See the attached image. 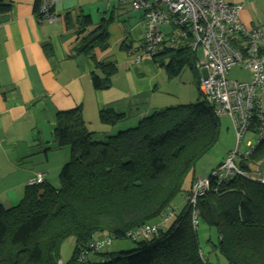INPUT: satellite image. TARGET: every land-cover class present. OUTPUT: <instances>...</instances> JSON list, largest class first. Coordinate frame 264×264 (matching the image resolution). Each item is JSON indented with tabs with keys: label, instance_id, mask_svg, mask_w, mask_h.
I'll return each mask as SVG.
<instances>
[{
	"label": "trees",
	"instance_id": "16d2710c",
	"mask_svg": "<svg viewBox=\"0 0 264 264\" xmlns=\"http://www.w3.org/2000/svg\"><path fill=\"white\" fill-rule=\"evenodd\" d=\"M37 9L38 3L36 14ZM10 11L11 5L0 0V18L7 19ZM65 21L71 29L67 15ZM77 25L80 34L92 22L89 16H81ZM106 37L105 23L100 22L78 40L76 52L93 59L94 49L107 48ZM190 41L189 33L184 38L166 35L149 57L168 78L178 77L186 67L193 70L196 56L190 52ZM142 51L143 42L135 53L143 55ZM94 63L104 77L92 73L93 88L109 89L115 66ZM124 120L121 114L102 110L99 121L106 132H95L88 130L79 108L57 115L54 143L69 150L68 162L58 175L59 186L43 177L41 184L27 183L16 205L0 204V264H59V247L68 237L75 244L66 264H207L186 200L193 181L206 177L209 186L196 200L197 218L215 227V247L227 264H264V184L238 175L217 181L211 172L226 157L208 175L195 176L196 163L212 149L219 134V117L212 107L200 98L195 104L154 111L133 127L112 130ZM257 128L254 115L248 132L255 134ZM263 160L264 137L256 138L253 152L236 165L247 172L249 165ZM179 197L182 210L176 202ZM208 203L216 209V223ZM169 210L174 213L166 228L146 240L127 238L130 231L159 223ZM100 235L130 241L135 247L117 252L108 247L78 262L79 251Z\"/></svg>",
	"mask_w": 264,
	"mask_h": 264
},
{
	"label": "crops",
	"instance_id": "0c3cea01",
	"mask_svg": "<svg viewBox=\"0 0 264 264\" xmlns=\"http://www.w3.org/2000/svg\"><path fill=\"white\" fill-rule=\"evenodd\" d=\"M3 1L11 5L7 19L0 18V204L4 207L14 206L37 174L49 183L50 167L58 168L65 160V152L58 161L52 158L65 150L58 149L53 139L60 112L79 108L88 128L89 120L90 124L97 120L93 130L106 132L99 121L102 110L123 115L125 120L112 129L116 130L133 127L154 111L190 104L186 99L190 90L184 95L182 86L188 75L170 79L150 57L135 53L143 42L142 15L129 6L131 11L124 9L120 0H60L54 8L60 18L56 23L38 21V0ZM224 1L242 4L241 23L264 31V0ZM92 4L95 10L90 9ZM66 15L71 29L66 27ZM81 16H89L92 25L78 34ZM100 22L105 23L107 48L94 49L93 59L116 68L106 90L93 88L92 73L104 75L93 59L75 49ZM192 71L198 83L202 74ZM172 82L176 89L167 87Z\"/></svg>",
	"mask_w": 264,
	"mask_h": 264
},
{
	"label": "built area",
	"instance_id": "2783aa9c",
	"mask_svg": "<svg viewBox=\"0 0 264 264\" xmlns=\"http://www.w3.org/2000/svg\"><path fill=\"white\" fill-rule=\"evenodd\" d=\"M60 0H38V21L56 23L60 20L54 12ZM132 10L141 12L144 28L143 51L149 57L161 44L163 37L159 31L162 24H171L177 29L178 36L190 34V52L195 55L201 48V62H194L193 69L199 72L197 83L201 98L220 117L226 115L232 122L236 147L230 151L222 164L211 176L217 181H225L228 176L238 175L247 180L264 184V160L259 165H249V171L243 172L236 165L239 159L245 160L254 150L255 143L248 141L240 149L239 141L248 132L252 117L257 121L256 138L264 137V113L261 97L264 94V31L248 28L240 21L243 5L227 4L224 0H120ZM174 35V34H170ZM172 40V39H171ZM197 59V58H196ZM239 66L249 73L248 81H235L227 78L228 71ZM43 174H37L28 182L29 186L41 184ZM208 178L193 181L191 192L186 197L192 208L191 221L194 228L198 224L196 200L208 189ZM173 211L163 215L159 223L144 225L126 234L131 240H146L167 227L173 218ZM112 239L94 237L77 254L78 262L87 260L91 253L108 248Z\"/></svg>",
	"mask_w": 264,
	"mask_h": 264
},
{
	"label": "rangeland",
	"instance_id": "374dc122",
	"mask_svg": "<svg viewBox=\"0 0 264 264\" xmlns=\"http://www.w3.org/2000/svg\"><path fill=\"white\" fill-rule=\"evenodd\" d=\"M89 1H85V3H88ZM121 2V1H120ZM122 3V2H121ZM98 4H101L98 3ZM126 6L124 9H128L130 10V6L129 4L125 3ZM129 6V7H128ZM90 9L95 10L96 9V4H92L90 6ZM131 11V10H130ZM134 12V11H133ZM99 21V16L97 17ZM92 19H96V17L94 16ZM159 31L161 32V36H166V35H170V34H174L177 32V29L172 26L171 24H162L159 26ZM195 56H196V62H201L202 60V53H201V48L198 47L196 52H195ZM183 75H188V78L183 79L184 83L182 84L183 86V94L185 95V93L190 90V95H187L186 99L187 101H190V104H195L197 103L200 98H199V91H198V87H197V75L194 73V71H192L190 68H185L181 74L180 77H182ZM179 77V76H178ZM177 78V77H174ZM172 78L173 80H176ZM227 78L229 80H235V81H244V80H248L249 78V73L244 70L243 68L239 67V66H233L230 68V70L228 71L227 74ZM168 80V79H167ZM170 81V80H168ZM190 83V84H189ZM171 85L167 86L168 88H172L176 89V85L174 82L169 83ZM261 108H262V112L264 113V94L261 97ZM174 106V104H172ZM92 122V121H91ZM95 124H97V120L94 122ZM90 124V120L88 122L89 131H94L93 127L95 128V125ZM86 124V123H85ZM103 132V129H102ZM218 138L216 143L214 144V146L212 147V149L210 151H208L206 153V155H204L195 165V176H204V175H208L209 171L213 168H215L218 163H220V161L225 157V153L228 150H233L236 147V139H235V135L233 133V125L231 120L229 119L228 116L226 115H221L219 117V131H218ZM256 140V134H253L251 132H247L244 134V136L242 137V139L239 141V147L240 149H244L245 144L248 141H252L253 143H255ZM65 150H60L58 152H56V154L54 156H52V158L54 160H59V158L62 156V152H65V160L60 164V166L58 168L51 166L50 167V175L52 180L48 181L50 184H52L54 187H58L59 186V180H58V175L59 172L61 170V168L63 167V165L65 163L68 162L69 159V150L66 147ZM189 180V179H188ZM187 180V181H188ZM185 182L186 185V189H188V187L190 186L189 181ZM191 181V179H190ZM176 202H179V205L181 208L180 210H182V208L184 207V203L182 201V197H179L178 199H176ZM18 203V202H17ZM16 203V204H17ZM15 204V205H16ZM195 233L197 236V241H198V245H199V249L201 251V254L203 256V258L205 259V261L207 262V264H227L225 258L219 253L218 249L215 247L216 242H217V232L214 226H209L200 216L198 217V224L197 227L195 229ZM74 239L72 237H68L66 239H64L59 247V264H66L69 259L71 258V255L73 253L74 250ZM135 247V244L130 242V241H112L111 245L109 246V250L112 252H117V251H128L131 250ZM91 259V258H89Z\"/></svg>",
	"mask_w": 264,
	"mask_h": 264
},
{
	"label": "water",
	"instance_id": "95a60500",
	"mask_svg": "<svg viewBox=\"0 0 264 264\" xmlns=\"http://www.w3.org/2000/svg\"><path fill=\"white\" fill-rule=\"evenodd\" d=\"M208 208H209L210 214H211L214 222L216 223L217 215H216V209H215L214 205L211 203H208Z\"/></svg>",
	"mask_w": 264,
	"mask_h": 264
}]
</instances>
